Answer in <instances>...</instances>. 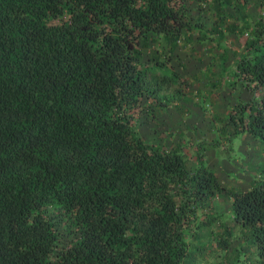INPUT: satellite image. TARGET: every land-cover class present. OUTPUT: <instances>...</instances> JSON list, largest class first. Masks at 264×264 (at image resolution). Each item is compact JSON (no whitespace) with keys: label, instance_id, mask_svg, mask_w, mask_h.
Masks as SVG:
<instances>
[{"label":"trees","instance_id":"16d2710c","mask_svg":"<svg viewBox=\"0 0 264 264\" xmlns=\"http://www.w3.org/2000/svg\"><path fill=\"white\" fill-rule=\"evenodd\" d=\"M254 24L235 78L263 92L227 119L264 151V2ZM190 28L183 0H0V264H182L183 227L221 192L264 264V174L225 187L201 163L214 142L197 144L188 172L131 127L148 71L187 85L164 62L140 66L136 46L156 34L171 47Z\"/></svg>","mask_w":264,"mask_h":264},{"label":"rangeland","instance_id":"374dc122","mask_svg":"<svg viewBox=\"0 0 264 264\" xmlns=\"http://www.w3.org/2000/svg\"><path fill=\"white\" fill-rule=\"evenodd\" d=\"M263 2L183 0V13L191 28L179 34L174 45L169 47L160 35L150 34L136 46L140 66L152 65V59L164 62L187 85L177 93L173 83L161 82L160 69L148 71L151 91L142 96L132 129L149 144L179 152L188 172L199 165L197 144L214 142L202 151L201 163L223 186L242 191L264 174V151L247 131L234 133L227 116H238L239 102L263 92L254 93L250 84L235 78L236 63L245 56ZM204 205L183 227L190 257L182 264H255L246 231L230 215L229 195L221 192L206 199ZM45 211L53 213L54 226L66 241V233H70L67 220L56 209L51 212L46 206ZM210 216L211 223L204 224ZM218 238L226 240L227 247H219Z\"/></svg>","mask_w":264,"mask_h":264}]
</instances>
